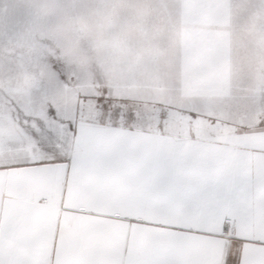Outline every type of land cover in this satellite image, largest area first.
<instances>
[{
	"label": "snow or ice",
	"instance_id": "6c2138e0",
	"mask_svg": "<svg viewBox=\"0 0 264 264\" xmlns=\"http://www.w3.org/2000/svg\"><path fill=\"white\" fill-rule=\"evenodd\" d=\"M127 6L153 22L120 52L73 42L86 0L0 11V194L24 181L54 209L50 247L0 264H264V0ZM73 224L115 251L62 260Z\"/></svg>",
	"mask_w": 264,
	"mask_h": 264
},
{
	"label": "crops",
	"instance_id": "0c3cea01",
	"mask_svg": "<svg viewBox=\"0 0 264 264\" xmlns=\"http://www.w3.org/2000/svg\"><path fill=\"white\" fill-rule=\"evenodd\" d=\"M53 219L54 209L38 205L27 182L6 184L0 194V253L16 259L48 249ZM114 251L110 238L86 224H73L59 247L61 259L68 262ZM248 262L261 264V258L250 253Z\"/></svg>",
	"mask_w": 264,
	"mask_h": 264
},
{
	"label": "rangeland",
	"instance_id": "374dc122",
	"mask_svg": "<svg viewBox=\"0 0 264 264\" xmlns=\"http://www.w3.org/2000/svg\"><path fill=\"white\" fill-rule=\"evenodd\" d=\"M72 3L73 0H67ZM94 5L88 11L69 7L65 15L70 20L71 38L74 43L95 49L97 44L120 52L139 47L148 40L152 25L151 15L139 12L127 5L130 0H86ZM15 0H0V11L11 10ZM55 20L54 14H48ZM240 50L250 62L255 63L261 54L260 33L258 29L247 32L241 42Z\"/></svg>",
	"mask_w": 264,
	"mask_h": 264
}]
</instances>
